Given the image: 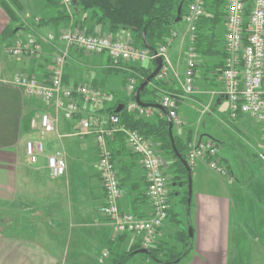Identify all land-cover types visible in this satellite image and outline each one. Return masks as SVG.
<instances>
[{
    "label": "crops",
    "instance_id": "obj_1",
    "mask_svg": "<svg viewBox=\"0 0 264 264\" xmlns=\"http://www.w3.org/2000/svg\"><path fill=\"white\" fill-rule=\"evenodd\" d=\"M45 6L43 4L41 7L46 14L38 17L40 22L45 19L50 21L55 16V11ZM72 11L71 20L67 23L55 26L54 23L40 25L39 22L30 27L17 28L9 41H2L4 30L15 23L0 5V212L6 211L7 204L21 206L23 212L21 221L15 225H9L7 218H4L5 224H2L0 216V264H114L118 255L141 243L139 236L117 235L114 225L100 213L105 193L98 171L95 138L88 136L80 139L75 136L82 120L106 126L108 116L102 112L104 109L115 106L116 110H120L124 102L129 107L130 101L126 93L128 79L135 72L132 67L139 64L115 63L114 84L108 82L112 72L106 75L113 65L107 55L95 56L71 49L65 66L64 81L99 86L108 94L101 109H93L81 103L80 112L72 119H66L62 113L57 115L51 103L28 97L13 84L15 77L19 75H33L40 81L48 79L53 57L58 46H61V43H46L39 58H13L7 54L6 47L22 35L49 33L71 25H82L81 28L89 34H110L115 39L131 42L139 47L131 31L119 30L112 33L107 26L92 19L91 15H81L75 6H72ZM222 25L225 28V23ZM179 36H182L179 45L174 47V39L169 48L172 72L165 80L168 89L158 94L161 97L167 92L178 98L179 114L184 122L181 127L173 126V135L182 142L214 141L220 148L230 174L234 176L239 173L235 158L242 151L238 150L237 145L251 154V150L258 147L256 141L259 140L262 144L263 140L261 127L256 121L242 113L235 118L231 116L230 101L222 94L225 29L218 38V52L199 56L195 92L192 95H185L182 90L189 49L188 30L181 34L178 32L177 38ZM142 65L148 66L149 63ZM44 113L55 119V130L44 138L45 152L38 162L31 164L26 157V144L39 139L37 129L32 128V121L39 124ZM163 116L166 117L164 111L156 109L154 116L148 119L154 122ZM150 139L159 147V140L155 137ZM55 153H61L68 164L67 174L61 178L51 177L46 166L47 156ZM161 154L163 156L164 153L161 151ZM115 165L120 174L122 189L120 210L133 212L140 218H149L152 205L141 160L126 144L122 145L118 138L115 139ZM192 173L194 194L191 226L194 231V246L190 255L178 264H229L233 198L227 187L231 182L211 171L202 160L192 167ZM63 197L68 201L64 207L68 218L65 219L63 231H59L58 225L55 230L49 226H45V229L41 223L48 220L41 209L51 202H61ZM178 199L170 198L172 206L177 205L175 201ZM35 218L38 225L28 227L25 224L35 221ZM170 223L168 221L161 228L158 245L170 235L167 231ZM119 237L120 240H117ZM128 240L129 249L122 252ZM110 242L114 244L111 246ZM104 253H108L105 258ZM135 264L154 263L151 260H141Z\"/></svg>",
    "mask_w": 264,
    "mask_h": 264
},
{
    "label": "built area",
    "instance_id": "obj_2",
    "mask_svg": "<svg viewBox=\"0 0 264 264\" xmlns=\"http://www.w3.org/2000/svg\"><path fill=\"white\" fill-rule=\"evenodd\" d=\"M65 7H71L72 0H60ZM207 0H189L182 21L188 25L189 49L186 58V77L182 90L185 95L195 92V77L200 54L195 49L197 25L207 15ZM225 37H224V69L222 72V94L230 101L233 118L239 113L256 121L262 131L264 142V0H225ZM39 23L40 18L33 21ZM177 37V32L159 45L156 53L147 48L137 47L131 42L115 39L110 34H89L81 27L70 26L60 32H49L22 35L14 39L6 47V52L13 58H39L46 43L57 44V52L53 57V65L48 79L40 81L33 75L16 76L13 84L22 89L28 97L42 99L51 103L58 115L62 113L66 119H72L80 112L83 103L93 109H101L107 99V92L92 84L66 83L64 71L74 49L86 54L107 55L113 66L118 62L150 63L157 58L163 59V66L157 75L159 80H166L172 72L169 48ZM137 81L129 79L127 96L130 100V111L140 116H154L156 108H143L133 99ZM158 104L164 107L173 122V126L181 127L183 118L179 114L178 98L170 93L163 94ZM107 125H94L90 120L81 121L75 136L84 139L94 136L98 157V171L105 193L104 205L100 213L114 225L117 235H136L140 238L142 248L151 249L157 244L158 235L169 219L171 209L169 182L166 177V162L152 139L137 130L126 127L121 118L108 114ZM32 128L37 129L39 139L28 141L26 157L29 163L36 164L45 152L43 142L46 135L55 130V119L44 113L39 124L32 121ZM118 133L124 135L125 144L137 155L145 171L148 184V197L152 205L149 218H140L133 212L120 210L119 201L122 195L120 174L113 161L109 141ZM264 159V155L260 154ZM192 168L198 161H205L214 173L229 177V170L224 163L219 146L212 140L188 144L186 158ZM47 169L53 178H61L67 174V161L61 153L47 156ZM108 253H104V258Z\"/></svg>",
    "mask_w": 264,
    "mask_h": 264
},
{
    "label": "trees",
    "instance_id": "obj_3",
    "mask_svg": "<svg viewBox=\"0 0 264 264\" xmlns=\"http://www.w3.org/2000/svg\"><path fill=\"white\" fill-rule=\"evenodd\" d=\"M188 2L189 0H72L73 6L76 7V10L79 11L81 15L86 17L91 15L92 19H96L97 23L107 26V29L110 32L114 33L119 30L131 31L135 35L137 45H139L141 48H146L142 40V35L145 32L149 44L155 51L158 50L159 45L162 42L172 37V34L174 33L173 28L176 25L175 19L177 17L178 7L181 3H183V17ZM0 5L4 8L13 22L17 23L20 21L13 9L14 6L17 9L22 8L19 0H0ZM46 5L47 8L53 9L55 11V16L50 18V21H46V19L41 21L40 25L54 23L55 26H60L63 23H67L71 20V15L67 12L65 7H63L60 0H46ZM206 6L207 15L202 17L197 25L198 33L195 44L196 51L203 56H208L218 52L216 51L218 48V39L215 38L214 30H216L219 25L225 23L226 15L225 0H207ZM76 23L78 24V22ZM16 29L17 28L13 26L7 27L1 36V40L9 41L15 34ZM205 30L208 32L206 33ZM137 64L139 65L132 67L135 72L131 74V78H134L138 81V88V86L143 83L154 70L155 61L150 62L148 66L142 65L140 63ZM110 70L115 72V66L112 65ZM167 89L166 81L159 80L156 77L144 89L141 99L147 103L158 104L159 92L162 90L167 91ZM102 112L106 114L118 115L126 127L137 130L148 138L155 137L157 140H159V150H161L165 156L170 157L173 164L171 168L174 170V177L172 178L170 185L172 186L173 184L174 188L171 189L169 197L174 198V195L178 191L177 187L179 185H181L183 188H186L181 202H183L185 205L184 207L186 209V215L188 214V220L190 223H192L189 217L191 216L193 200L189 206L187 171L173 152L172 143L169 136V122L167 118L163 116L162 118H158L152 122L144 116H140L135 112H131L130 108L127 107L125 102L119 111H117L114 106L104 109ZM116 138H118L122 145L125 144L124 135L122 133L116 134L114 138L109 141V147L112 151L114 162ZM174 140L182 157L186 159L190 140L182 142L176 136H174ZM177 194L181 195L182 193L178 192ZM168 221L177 225L182 223L180 213L176 208L173 209L172 204L171 209L169 210ZM176 234L178 235L179 241L183 244L182 250L179 251L177 248L172 247L170 252L167 253V251L163 248L164 243H161L158 246L155 245L150 249L153 252V256L158 261L153 260L149 255H143L153 261L154 264L180 263L193 251L194 239L193 236H190L189 229H187V231L180 230ZM117 240H120V237ZM113 244V242L109 243L111 246ZM141 248V245L133 246L128 252L118 255L114 259V264H126V262L137 255L134 254V252ZM177 260L180 261L176 263Z\"/></svg>",
    "mask_w": 264,
    "mask_h": 264
},
{
    "label": "rangeland",
    "instance_id": "obj_4",
    "mask_svg": "<svg viewBox=\"0 0 264 264\" xmlns=\"http://www.w3.org/2000/svg\"><path fill=\"white\" fill-rule=\"evenodd\" d=\"M19 1L22 8L17 9L15 6L13 8L16 15L20 19L19 22L17 23L14 22L15 23L14 26H16L15 28L18 29L26 28V27H30V25L32 26L37 24L32 21H34L36 17H42L43 13H45L41 9V7L43 6V4L46 5V0H19ZM72 6L73 4L71 5V7L63 6L70 15H73ZM45 7L47 8V5ZM174 28H175L174 32L177 33L179 32L180 34L183 33L186 29L187 30L189 29L188 25H186L182 21L176 24ZM224 29L225 28L223 27V25H219L218 28L214 30V35L216 39H218L219 36L222 35ZM63 30L65 29H60L55 32L58 33ZM205 32L207 33L208 31L205 30ZM174 39H175L174 47H177L179 45L178 44L179 41L182 39V36H179L178 38L175 37ZM110 72H112V74H110ZM108 74H110V76L108 77V82H112L115 84V72L110 70L106 72V75ZM256 142H258L256 143L258 147H254V148L257 149V151H255V149H252L251 154L250 153L248 154L245 148H241L239 145H237V147L239 148L238 150L239 151L242 150L241 153L237 152L239 154V157L235 158V160L238 163L239 173H236L233 176L232 174H230V170L228 166L225 164L230 174V178L229 177L226 178L229 182H231L230 186L228 184L229 187L227 188H229V190L231 191L233 198L229 264H264V159H262L260 156V154L264 155V142L262 144L260 143L261 141L259 140H257ZM242 143L244 142L242 141ZM157 148L159 147L157 146ZM161 158H163L165 162L166 161L168 162V163L166 162L165 173L169 184H171L172 178L174 177V170L173 168H171L173 165L171 158L165 156L164 154L163 156H161ZM173 186H174L173 184L172 186L171 185L169 186V191H171V189L174 188ZM185 189H186L185 187L183 188L181 185H179L177 187L178 190L177 193L180 192L182 194L176 195L177 194L176 193L174 195V198L176 199L179 198V199L178 201H175L177 205H173V208L176 207V209L180 213L182 223L180 225L170 223L169 227L167 226L168 227L167 231L169 232L170 235L167 236L162 242V244L164 243L163 248L167 251V253L170 252V249L172 247L177 248L179 251L183 249V244L182 242L179 241L178 235L176 233L179 232L180 230L187 231L189 225L192 224L188 220V216H187L188 214L186 215V209L184 207L185 205L183 204V202H181L182 198L184 197ZM193 190H194V184H193ZM67 203H68L67 199L63 197L61 202L59 201H56V203L51 202L47 204L44 208H42L41 210L44 213L43 215H45L48 221L46 222L45 217H43L44 218L43 220L45 222L41 223V225L43 227L49 226L51 229L54 230L56 228V225H58L59 231L60 232L63 231V227L66 224L65 219L68 218L67 216L68 212L64 211V207L66 206ZM192 211L193 210H191V213ZM0 213H1L0 216L2 218L1 223L5 224L4 218H7L6 220L9 225L10 224L15 225L16 222H19V220L21 221V214H23L22 207L15 204H7L6 211L4 212L3 210H1ZM24 213L27 215V212L25 210ZM191 216L189 217L190 220H191ZM25 224L28 225V227H32L33 225L34 226L38 225L37 219L35 221L26 222ZM69 226L68 228H70ZM193 238H194V234H193ZM128 243L129 240L126 242V245L123 247L124 249L122 250V252L129 249ZM156 246H158V243L156 244ZM134 257H136L134 258L136 260H133L132 258L129 260V262H126V264H135L136 262L138 263L141 260L150 261V259L146 258L143 254H137Z\"/></svg>",
    "mask_w": 264,
    "mask_h": 264
},
{
    "label": "water",
    "instance_id": "obj_5",
    "mask_svg": "<svg viewBox=\"0 0 264 264\" xmlns=\"http://www.w3.org/2000/svg\"><path fill=\"white\" fill-rule=\"evenodd\" d=\"M182 9H183V3H181L178 7V11H177V17L175 19V24H178L181 21V17H182ZM142 40L143 43L145 45V47L151 51L152 53H156V51L152 48V46L149 44L147 38H146V33L144 32L142 35ZM163 66V59L162 58H157L155 61V68L152 71V73L145 79V81L143 83H141L137 90L136 93L134 95V100L136 101V103L138 105H140L143 108H156V109H160L162 111H164L166 118L169 122V136H170V140L172 143V148H173V152L175 154V156L178 158V160L184 165L186 171H187V177H188V204L189 206L191 205L192 202V197H193V173H192V168L190 167V165L188 164L187 160L184 159L181 155V153L179 152L176 144H175V140H174V135H173V122L171 120V118L169 117L168 111L162 107L160 104H151V103H147L144 102L141 99V95L142 92L144 91V89L152 82L153 79H155L157 77V75L160 73L161 69ZM119 111V110H117ZM189 232H190V236H193V227L191 225H189ZM134 254H146L149 255L153 260L158 261L154 256H153V252L150 249H145V248H141L137 251L134 252ZM180 260H177L176 263H178Z\"/></svg>",
    "mask_w": 264,
    "mask_h": 264
}]
</instances>
